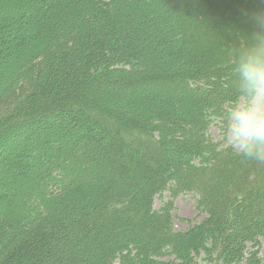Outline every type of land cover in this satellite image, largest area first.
I'll list each match as a JSON object with an SVG mask.
<instances>
[{
	"label": "trees",
	"instance_id": "1",
	"mask_svg": "<svg viewBox=\"0 0 264 264\" xmlns=\"http://www.w3.org/2000/svg\"><path fill=\"white\" fill-rule=\"evenodd\" d=\"M261 7L0 0V264H264V165L224 134Z\"/></svg>",
	"mask_w": 264,
	"mask_h": 264
},
{
	"label": "clouds",
	"instance_id": "2",
	"mask_svg": "<svg viewBox=\"0 0 264 264\" xmlns=\"http://www.w3.org/2000/svg\"><path fill=\"white\" fill-rule=\"evenodd\" d=\"M264 6V0H259ZM253 32L233 67L234 84L243 103L225 116L226 143L242 158L264 165V7L245 13Z\"/></svg>",
	"mask_w": 264,
	"mask_h": 264
},
{
	"label": "rangeland",
	"instance_id": "3",
	"mask_svg": "<svg viewBox=\"0 0 264 264\" xmlns=\"http://www.w3.org/2000/svg\"><path fill=\"white\" fill-rule=\"evenodd\" d=\"M211 134L216 139H220V129L213 125L211 128ZM169 194L165 193L163 199H168ZM162 204V199L157 196L155 200V207L160 208ZM176 218L175 224L178 229H184L187 226V221L195 222L202 219L203 213L196 207V197L194 194H182L176 200V209L174 211ZM186 219V220H183ZM262 241V254L264 256V236L261 239Z\"/></svg>",
	"mask_w": 264,
	"mask_h": 264
},
{
	"label": "bare ground",
	"instance_id": "4",
	"mask_svg": "<svg viewBox=\"0 0 264 264\" xmlns=\"http://www.w3.org/2000/svg\"><path fill=\"white\" fill-rule=\"evenodd\" d=\"M213 126V125H212ZM262 239V238H261Z\"/></svg>",
	"mask_w": 264,
	"mask_h": 264
}]
</instances>
